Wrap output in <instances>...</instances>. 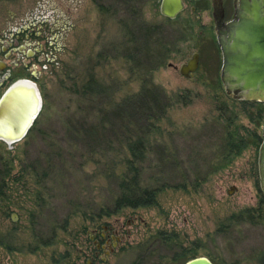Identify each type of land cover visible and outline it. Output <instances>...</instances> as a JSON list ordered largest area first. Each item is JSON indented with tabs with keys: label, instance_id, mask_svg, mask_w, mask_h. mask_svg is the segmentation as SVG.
<instances>
[{
	"label": "rangeland",
	"instance_id": "374dc122",
	"mask_svg": "<svg viewBox=\"0 0 264 264\" xmlns=\"http://www.w3.org/2000/svg\"><path fill=\"white\" fill-rule=\"evenodd\" d=\"M159 4L0 0V63L11 71L0 95L18 77L34 80L42 95L31 130L12 145L0 139L3 264H180L192 254L216 264H258L264 223L230 216L261 201L264 105L222 89L215 43L187 26L195 16L190 2L173 18ZM28 26L40 36L25 44L12 32L23 36ZM16 38L22 51L5 46ZM36 40L42 48L26 54ZM195 50L199 68L187 77L178 65ZM91 70L106 93L81 94ZM140 111L145 117L137 118ZM240 135L247 145L229 149ZM137 136L138 179L157 190L155 203L108 214L132 157L128 142ZM100 223L117 227L122 239L105 260L89 263L88 231Z\"/></svg>",
	"mask_w": 264,
	"mask_h": 264
},
{
	"label": "water",
	"instance_id": "95a60500",
	"mask_svg": "<svg viewBox=\"0 0 264 264\" xmlns=\"http://www.w3.org/2000/svg\"><path fill=\"white\" fill-rule=\"evenodd\" d=\"M159 10L173 18L182 10L183 0H159ZM235 15L216 30L221 51L220 79L225 92L235 99L264 103V0H234ZM196 52L178 65L181 74L191 77L197 67ZM174 67L177 65H173ZM3 63H0V70ZM7 75H4L6 77ZM27 89L33 95L32 108L19 127L5 119V102L16 90ZM42 107L37 83L29 77L12 80L0 95V139L8 145L24 137ZM259 187L264 194V127L257 151ZM15 215V213H13ZM182 264H215L205 255H194Z\"/></svg>",
	"mask_w": 264,
	"mask_h": 264
},
{
	"label": "trees",
	"instance_id": "16d2710c",
	"mask_svg": "<svg viewBox=\"0 0 264 264\" xmlns=\"http://www.w3.org/2000/svg\"><path fill=\"white\" fill-rule=\"evenodd\" d=\"M129 34L131 33L129 32ZM162 62L163 59H161L158 63H162ZM93 70L87 73L85 81L80 85L81 94L91 97H93L94 95H98L99 93L107 92V87L100 86L99 80ZM74 83H76V81H74ZM145 87L146 86L144 81L142 83V88H141V90L145 91L143 93L144 96L143 99H147L150 96V93L148 94V96L145 95V93L147 94V90L145 89ZM258 104L264 105V103L262 102H258ZM263 111H264V106L259 108V112H260L259 115H262ZM138 115L140 116H138L137 118H142L141 116L145 117V112L140 111ZM259 115H256V117H258ZM249 116H251V118L253 117L252 114H249ZM31 128L29 129V131L31 130ZM251 134L254 143H257V141L260 138L259 135H257L255 132H251ZM141 141H142L141 136H137L136 138L128 142V146L132 152V157H129L127 159L124 173L118 176V181H117L118 194L115 196L114 201L112 203V210L106 211V213L108 214L111 213V211L119 209L123 206L150 205L155 203L157 190L155 188L142 186L138 179V165L135 163V161L139 162L143 156V151H142L143 149L138 147ZM231 142L232 141H230V143ZM235 144L238 146L236 152H239L244 146L247 145V141L244 139V136L240 135L238 139V143L232 142L230 144L229 149H232L235 146ZM9 168L10 167H6V170L8 171ZM0 182H1L0 194H2V192H4L2 189L4 185L3 179H1ZM263 203H264V194H262L261 201L259 202L258 206L244 207L239 212L233 213L230 216V219L247 220L252 222H259L258 220H260L261 222L264 223V208L262 207ZM45 241H46L45 243H48V240ZM194 255L195 254H192L191 256ZM178 256L179 253L177 252L173 253V256L171 257L172 262H175L178 259ZM189 257L183 258L180 264H182ZM257 260H258V264H264V250L260 251V253L257 255ZM214 263L216 264V262Z\"/></svg>",
	"mask_w": 264,
	"mask_h": 264
},
{
	"label": "flooded vegetation",
	"instance_id": "af4514ba",
	"mask_svg": "<svg viewBox=\"0 0 264 264\" xmlns=\"http://www.w3.org/2000/svg\"><path fill=\"white\" fill-rule=\"evenodd\" d=\"M187 1L190 2L189 5L190 12L195 14V16H191L190 19L188 20L187 26L189 28L192 27L198 28L200 31V35L202 37L205 36V38H203L205 41H210L211 44L215 43L217 51L220 55V66H219V78H220L221 51L216 39V30L224 22H227L234 17L235 15L234 0H183L184 6L182 10L176 14V16L184 10L185 3ZM35 20L41 21L42 19L36 18ZM26 30L27 31L23 34V36L18 31H13L12 34L16 33L15 37L20 36L25 42V44L30 43V41L27 39L28 37L40 36L39 34L40 30H35L32 32L30 26H28ZM13 41L7 42L5 46H8V49L16 48L17 50L22 51L23 47L21 46V44L23 42H19V39L17 38L14 39ZM37 41L38 40H36L37 45L33 46L34 49L32 50L30 49V52L26 50L25 51L26 54L35 53L36 51L42 48V43L41 42L37 43ZM207 44H209V42ZM0 48L3 49L2 46ZM193 52H196L198 56L197 67L194 70L195 72L199 68L200 53L198 50H195ZM4 66L5 63H3V67ZM0 73L3 75L2 77H0V83H2L6 78H9L11 75V71L8 70V67L2 68L0 70ZM4 75L7 76L4 77ZM32 76H34L33 73ZM221 87L224 90L223 86ZM239 100H243V99H239ZM88 237L94 244L93 254L90 256L91 258L89 257L87 259L89 263H92L93 262L92 258L96 256H99L100 260H105L108 257L109 253H111L114 250V248L117 246L119 241L122 239V235L118 233V228L110 223H100L98 227L91 228L88 231ZM0 264H3L1 260H0Z\"/></svg>",
	"mask_w": 264,
	"mask_h": 264
},
{
	"label": "bare ground",
	"instance_id": "6f19581e",
	"mask_svg": "<svg viewBox=\"0 0 264 264\" xmlns=\"http://www.w3.org/2000/svg\"><path fill=\"white\" fill-rule=\"evenodd\" d=\"M33 95L29 90H16L5 102V119L10 121L12 128L19 127L28 116L32 104Z\"/></svg>",
	"mask_w": 264,
	"mask_h": 264
}]
</instances>
